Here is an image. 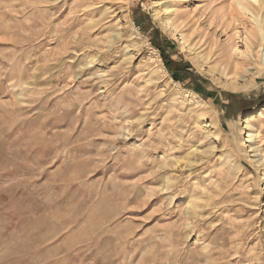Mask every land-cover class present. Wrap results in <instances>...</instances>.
Listing matches in <instances>:
<instances>
[{
    "label": "rangeland",
    "instance_id": "rangeland-1",
    "mask_svg": "<svg viewBox=\"0 0 264 264\" xmlns=\"http://www.w3.org/2000/svg\"><path fill=\"white\" fill-rule=\"evenodd\" d=\"M235 1L0 0V264H264V67L227 53Z\"/></svg>",
    "mask_w": 264,
    "mask_h": 264
},
{
    "label": "bare ground",
    "instance_id": "bare-ground-1",
    "mask_svg": "<svg viewBox=\"0 0 264 264\" xmlns=\"http://www.w3.org/2000/svg\"><path fill=\"white\" fill-rule=\"evenodd\" d=\"M160 1H163V0H159V2ZM235 5L242 13L249 16L251 25H250V28L245 33V37H244L245 49L243 51H240L236 43H233L230 45V47H227V53L229 57H232L233 54H240V55H245V56H248L251 54L252 56L256 57L258 68L264 67V15H260V12L262 11L264 12V0H236ZM165 11H167L166 8H165ZM160 22L173 37H175L176 39H179L182 45L187 43L184 35L179 32V30L173 24L170 18H164L160 20ZM214 70L216 69L213 67V71ZM236 71L238 72V63H236L234 67V72ZM218 74L223 75L224 77H227L228 79H230V81L228 80L229 83L226 85L227 88L232 89V90H235L238 88L236 84H234L236 79L233 76L228 75L224 70L218 72ZM187 93L193 97H198L195 93L191 91H187ZM198 100L202 101L200 98H198ZM262 109L264 110V108ZM254 110L248 113L247 115H245V118L243 120L244 124H243L242 129H244V131L246 132L245 141L249 142V147H251L253 145L252 142L258 138V133L256 131V128L253 126L252 121H251L254 117L253 116ZM214 123L215 122L213 121H208V122L205 121V122H200L198 125L207 127V126L214 125ZM250 151L251 150H248V152ZM257 164H258L257 167L264 165V154H262L259 160H257Z\"/></svg>",
    "mask_w": 264,
    "mask_h": 264
},
{
    "label": "trees",
    "instance_id": "trees-1",
    "mask_svg": "<svg viewBox=\"0 0 264 264\" xmlns=\"http://www.w3.org/2000/svg\"><path fill=\"white\" fill-rule=\"evenodd\" d=\"M152 44L160 51L164 61L167 63V66L170 69V65L172 63V61L168 58V56L165 54V47H163V45L161 44V41L157 40V38L152 39ZM166 45L169 46V43L166 41ZM179 70V69H176Z\"/></svg>",
    "mask_w": 264,
    "mask_h": 264
}]
</instances>
